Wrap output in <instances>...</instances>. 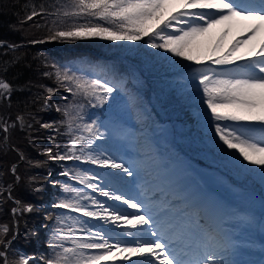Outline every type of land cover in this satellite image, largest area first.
Here are the masks:
<instances>
[{"label": "snow or ice", "instance_id": "snow-or-ice-1", "mask_svg": "<svg viewBox=\"0 0 264 264\" xmlns=\"http://www.w3.org/2000/svg\"><path fill=\"white\" fill-rule=\"evenodd\" d=\"M170 7L175 11H168ZM43 15L52 17L50 34L46 37L49 41L75 42L92 38L144 41L151 49L199 65L182 73L177 85L182 92L200 96L206 106L207 124L213 130L216 147L230 153L242 172L258 169L264 183V0H64L52 9L43 4L31 5L20 24ZM234 24L242 26V38L224 46L223 37ZM218 26H224L221 40L202 49L200 38ZM258 37L261 38L258 40ZM44 42L28 41L29 44ZM18 47L0 40V48L15 52ZM160 59L179 63L169 56L161 55ZM0 71L6 73L7 68ZM43 75H54L58 85L57 88L41 85L46 96L37 99L42 100L43 109L50 107L48 97L56 95L62 87L74 97H82L93 107L100 108L115 101L116 94H122L124 107L135 112L139 122L149 119L138 93L129 91L123 79L114 76L88 79L69 69ZM15 91L16 85L6 75H0V100L10 101ZM82 108L79 103L64 108L57 106L56 111L64 116L59 123L66 126L70 145L63 153L57 146L55 151L49 147L41 154L47 161H84L115 170L98 176L88 171L72 173L69 169L61 175L71 177L84 188L91 189V193L99 192L134 211H121L84 189L65 183L62 186L64 198L52 206L79 215L55 217L57 226L47 240L51 255L17 252L14 248L17 233L9 225L0 224V264H115L117 261L129 264H249L238 257L250 251L254 241L241 239L238 233L244 227H251L250 216L226 211L218 203L213 207L210 198L171 178L167 164L150 152L125 159L96 145V140L139 143V138L124 126L119 106L108 121L89 117L90 122L79 123L84 120ZM32 120L20 113L14 119L0 118V141H8L15 130H32ZM36 123L49 129L55 122ZM48 139L54 140V137ZM11 150L16 151L15 148ZM18 158L25 160L22 153H18ZM47 161L29 163L43 167ZM9 171L18 181L15 163ZM51 175L49 172L48 177ZM125 176L139 180L143 192L135 197L121 192L118 184ZM30 181L37 183L39 177H31ZM4 192L15 205L11 208L13 217L35 210V205L24 204L12 196L11 184ZM81 217L102 221L112 228L94 230ZM260 223L264 227V219ZM116 229L122 231L116 232ZM261 251L264 253V239ZM259 264H264V259Z\"/></svg>", "mask_w": 264, "mask_h": 264}, {"label": "trees", "instance_id": "trees-1", "mask_svg": "<svg viewBox=\"0 0 264 264\" xmlns=\"http://www.w3.org/2000/svg\"><path fill=\"white\" fill-rule=\"evenodd\" d=\"M62 3H64V0H0V40L15 43L19 46L15 52L0 48V70L7 68L6 73L0 71V75H6L7 79L16 85V91L12 94L10 101L0 100V118L14 119L18 113L24 114L26 119L29 120H32V117L35 118L32 120L34 125L32 130H15L11 133L8 141H0V193H3L0 194V224L9 225L13 231L14 217L11 208L15 205L12 200L8 199L7 193L4 192L6 186L11 184L13 197L21 200L24 204L36 206L33 212L24 213L17 217V236L14 248L17 252L25 248L28 252L38 255H51V250L47 249V240L49 232H53L57 226L55 217L78 216L75 213L57 209L53 206H38L39 204L46 205L51 201L53 193L56 195L59 192L58 199L54 200V203L64 198L63 189L54 190L50 183V177L53 174L62 171V167L63 170L70 169L72 173L77 172L79 168L74 161H64L62 165L59 161H47V157L41 154L43 149L51 147L55 151L57 146L63 153L69 145L70 135L66 126L59 123L64 119V116L62 112L56 111L57 106L64 108L76 103L82 104L81 115H83L84 120L78 122L87 123L90 122L89 117L97 118L105 107L110 110L116 109L115 103H118L117 100L119 99L118 93L115 101L110 104L102 108L93 107L82 97H74L64 88L59 87L56 95L48 97L50 107L43 109L42 100L37 99V97L46 96L41 85L58 87L54 75L45 76L43 73L51 72L54 74L57 69H69L77 75L92 79L103 73L99 69L101 63L110 68L117 63L122 67L123 65H130L128 61H134L142 67L145 73L151 74L148 85L152 86L158 103L179 107L183 105L182 100L187 94V92L181 91L174 75H160L161 71L167 70L171 66H177L182 61L176 64L164 62L160 59L161 54L158 57L157 51H153L144 41L139 45H137L138 42L108 41L99 38L75 42L49 41L46 37L50 34L49 27L51 26L52 17L43 15L27 24H20V20L31 5L43 4L52 9L53 5ZM36 25H39V27ZM12 26H15L17 30H14ZM146 39L147 37H145ZM30 40H43L45 42L29 44L28 41ZM135 46L137 48L133 49ZM168 56L172 60L170 54ZM130 66L135 68L133 65ZM104 76L108 77L109 74ZM137 76L133 78L140 77L138 71ZM143 80L145 79L143 78ZM146 85L139 88V96L145 95ZM186 108L183 123L194 127L193 132L197 131L191 134V139L204 140L202 136L205 135L213 143V130L210 127L205 128L200 122V117L193 115L192 110ZM36 121L55 123L53 128L45 129L41 128ZM57 128L59 131H56ZM50 136L54 137V140H49L48 137ZM30 139L33 141L32 143L29 142ZM194 146L195 149L192 147H189V149L202 155L203 143L197 142ZM12 148H15L16 151H12ZM210 149L213 150V153H218L223 163L231 161L223 159V157L230 158L232 155L221 151L215 144ZM18 153H22L25 160H19ZM196 158L201 159L200 157ZM37 160L47 162L43 167H34L29 163V161ZM13 163L17 165L16 175L20 176L21 180L17 181L9 171ZM237 163L235 161L228 166L230 175L237 174L242 185H253L251 182L258 183V179H254L258 175L257 170V175L252 172H242ZM85 171L90 172L89 169ZM49 172L52 173L50 177H48ZM31 177H39V181L33 183L30 181ZM71 185L74 187L73 184ZM45 217L51 218L46 219Z\"/></svg>", "mask_w": 264, "mask_h": 264}, {"label": "rangeland", "instance_id": "rangeland-1", "mask_svg": "<svg viewBox=\"0 0 264 264\" xmlns=\"http://www.w3.org/2000/svg\"><path fill=\"white\" fill-rule=\"evenodd\" d=\"M168 11H175L174 8H169ZM223 28L224 26H218L216 29H213L211 33L205 35L204 37L200 38V43H201V47L202 49H207L209 47L214 46L218 41L221 40V36H222V32H223ZM242 38V26L240 24H234L231 28V31H229L228 35L223 37L222 40V44L224 46H230L232 42H234L235 39H239ZM261 37H258L257 39L259 40ZM137 45L141 44L143 41H137ZM137 47L135 46L133 49H136ZM153 51H157L158 53V57H160V52H162V50H156V49H152ZM163 53V52H162ZM171 56V54H170ZM175 60L174 61H180V58H176V57H172ZM182 61V60H181ZM182 63H184V70H185V74L191 69V68H196L198 66H196V64H194L193 62H189V61H182ZM216 67V66H213ZM179 73H181V68L178 69ZM171 72H173V70H171ZM190 102H194L197 106H199V101L198 100H190ZM130 113H132L134 115L135 120H137L136 118V114L135 112L129 111L126 113V115H130ZM132 115V117H133ZM131 120V119H130ZM130 129L132 132H134L136 134V137L139 138V143H129V142H125V141H117V140H113L112 143H103V142H98L97 140L95 141L96 145H99L103 148L108 149V151L110 153L114 152L117 155L120 156H124L125 159H128V155L132 152V151H137L138 154L140 153H144V152H150L152 155L156 156L160 161L164 162L167 164L168 166V170H169V176L171 178L172 177V173L174 172L173 170L177 169L178 167H180L181 162H183L184 158H181L177 155H173L171 154L173 151H170V149H176L177 144L175 143V141L178 143V134L175 131L174 126H172L171 123H167V122H158L154 125V129L151 131L148 130H143L140 131L139 127L136 124H131L130 127L128 128ZM150 133V136L153 137V142H154V146H149V150H145L141 147L140 145V137L142 136L143 133ZM142 133V134H141ZM155 136V137H154ZM175 140V141H174ZM173 142V144L171 143ZM183 145V143H182ZM156 146H160V150H158L157 148H155ZM164 148V149H162ZM162 150V151H161ZM170 151V152H168ZM168 152V153H166ZM60 163H62L64 161H59ZM199 164V163H197ZM190 167L191 170L187 171L185 178L183 179H176L178 180L181 184H183L185 187L187 185V187H196L197 185L201 186L203 183H207L208 185L212 186L213 189L217 190V194H215V197L213 198V195L211 192L206 193V197L210 198L212 206L215 207V205L218 203L219 205L223 206L224 210L226 211H230V212H235L238 213L239 212L242 214V212L246 213V208L242 211L240 209H237L236 206L238 204L237 202V198H240L236 193H238L240 187H238L235 183V181L229 180L228 177L225 176V174H222L220 171L216 170V169H212L209 168V165L203 164V165H194L190 162ZM98 166V165H97ZM99 167V166H98ZM250 167H255V166H250ZM181 170L183 171V168L180 167ZM104 171V174L111 172V171H115V170H110V169H103L100 168ZM63 171V167H62V171H60L57 174H53L50 177V183L53 186V189L55 190H62V186L64 184V179H68L67 177L61 175V173ZM104 176V175H103ZM175 176V175H174ZM174 179V178H173ZM235 179V177H234ZM19 180H21V177L19 176ZM58 181L59 184H54V182ZM128 182H130L129 184L126 182V187L121 188V183L118 184V187L120 189L121 192H123L126 195V190H128L129 188L134 187L132 190H136V193H132V195L137 196L138 192L142 190L143 192V187L142 185L136 183L134 181V179H131V177L129 178V180H127ZM236 182H239L238 179H236ZM223 188H225L228 193H226ZM141 192V193H142ZM58 194L59 192L53 193L52 196V200L48 202V205H51L54 203V200L58 199ZM99 194V192H98ZM241 199L239 201L244 202V204H246L248 201L253 200L251 197L250 199H248V196L250 195H246L244 196V194L241 192ZM106 198V197H105ZM107 201H104L102 198V202H105L107 205H111L112 207L118 208L121 211H126V212H133L134 210L127 208L126 205H123L122 202H118V201H113V200H109L108 198H106ZM259 202L260 205H264V196H262V198H259ZM243 204V205H244ZM47 204L45 205L48 206ZM242 205V206H243ZM253 209V207H251V210ZM242 216H246V214H242ZM14 227H13V231L15 233H17V217H14ZM261 219H264L262 216L257 220L256 217L252 218V222H251V227H244L240 230V234H241V239H250L252 241H254V246L250 251H245V253L241 256L238 257V259L245 261V262H249V264H259V262L261 261V259H264V253H262L261 251V241L262 239H264V236H262V233H264V227H262L260 221ZM94 226L96 229L98 228H104L105 230H109L112 228V225H107L105 226L103 224L102 221L100 222H95ZM116 232H120L122 231V229H116ZM135 231V230H133ZM120 239H130L127 237H119ZM135 259V258H134ZM115 264H129V262H121V261H117L115 262Z\"/></svg>", "mask_w": 264, "mask_h": 264}, {"label": "bare ground", "instance_id": "bare-ground-1", "mask_svg": "<svg viewBox=\"0 0 264 264\" xmlns=\"http://www.w3.org/2000/svg\"><path fill=\"white\" fill-rule=\"evenodd\" d=\"M152 139V138H151ZM150 142V141H149ZM146 144V143H145ZM175 175V176H174ZM172 177L174 179H182L184 177V173L181 170L180 167H178L177 169L174 170V172L172 173ZM195 188V187H194ZM217 191V190H216ZM215 194L217 193H213V198L215 197Z\"/></svg>", "mask_w": 264, "mask_h": 264}]
</instances>
